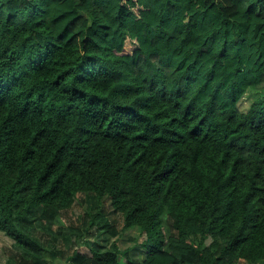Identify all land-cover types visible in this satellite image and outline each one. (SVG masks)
Returning <instances> with one entry per match:
<instances>
[{
    "label": "trees",
    "instance_id": "obj_1",
    "mask_svg": "<svg viewBox=\"0 0 264 264\" xmlns=\"http://www.w3.org/2000/svg\"><path fill=\"white\" fill-rule=\"evenodd\" d=\"M0 233V264H264V0H0Z\"/></svg>",
    "mask_w": 264,
    "mask_h": 264
},
{
    "label": "rangeland",
    "instance_id": "obj_2",
    "mask_svg": "<svg viewBox=\"0 0 264 264\" xmlns=\"http://www.w3.org/2000/svg\"><path fill=\"white\" fill-rule=\"evenodd\" d=\"M263 95V92H248L242 99L240 103V107L242 109H246L249 107L250 103L255 100L256 98H259ZM74 213L75 214H81L82 210L78 209L77 207H74ZM144 239V236L140 235V232L138 230H126L124 235L119 239L118 244L120 246V250L128 249L130 251L131 257H136V255L139 254H145V251L141 248L134 249L133 245L134 241L139 244ZM12 241L5 237L3 234L0 233V262L3 259V256L13 255L14 251L9 249L10 244ZM102 245V243H100ZM246 264V263H245Z\"/></svg>",
    "mask_w": 264,
    "mask_h": 264
}]
</instances>
